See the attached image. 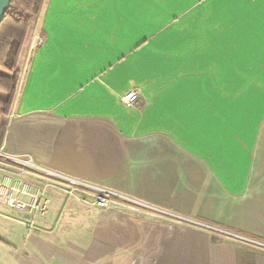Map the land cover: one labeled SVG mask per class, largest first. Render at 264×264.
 Returning <instances> with one entry per match:
<instances>
[{
	"label": "crops",
	"instance_id": "0c3cea01",
	"mask_svg": "<svg viewBox=\"0 0 264 264\" xmlns=\"http://www.w3.org/2000/svg\"><path fill=\"white\" fill-rule=\"evenodd\" d=\"M1 144L139 204L22 174L0 264H264V0H42Z\"/></svg>",
	"mask_w": 264,
	"mask_h": 264
},
{
	"label": "built area",
	"instance_id": "2783aa9c",
	"mask_svg": "<svg viewBox=\"0 0 264 264\" xmlns=\"http://www.w3.org/2000/svg\"><path fill=\"white\" fill-rule=\"evenodd\" d=\"M139 98L140 91L137 88L131 89L121 97L122 101L128 105L137 104ZM0 170L5 172L0 179V203L27 212L29 219L26 223L29 228L35 226L39 217L48 213L49 199L45 195L44 188L26 182L20 177L25 173L45 178L49 184L64 189L88 206L108 209L122 202L139 204L135 199L114 189L95 185L44 167L29 156L11 153L2 144L0 145ZM79 189L92 192L94 195L91 198L84 197L76 192Z\"/></svg>",
	"mask_w": 264,
	"mask_h": 264
},
{
	"label": "trees",
	"instance_id": "16d2710c",
	"mask_svg": "<svg viewBox=\"0 0 264 264\" xmlns=\"http://www.w3.org/2000/svg\"><path fill=\"white\" fill-rule=\"evenodd\" d=\"M42 0H12L0 22V82L9 86L0 91V118L10 114L23 72V59L33 34Z\"/></svg>",
	"mask_w": 264,
	"mask_h": 264
},
{
	"label": "water",
	"instance_id": "95a60500",
	"mask_svg": "<svg viewBox=\"0 0 264 264\" xmlns=\"http://www.w3.org/2000/svg\"><path fill=\"white\" fill-rule=\"evenodd\" d=\"M12 0H0V22L4 19L6 10L10 6Z\"/></svg>",
	"mask_w": 264,
	"mask_h": 264
},
{
	"label": "rangeland",
	"instance_id": "374dc122",
	"mask_svg": "<svg viewBox=\"0 0 264 264\" xmlns=\"http://www.w3.org/2000/svg\"><path fill=\"white\" fill-rule=\"evenodd\" d=\"M0 67H1V68H4V67L1 66V65H0ZM3 85H7V84H5V83H1V82H0V86H3ZM7 86H8V85H7ZM8 87H9V86H8ZM0 91H2V90H0ZM8 91H9V89H8ZM8 91H7V92H8ZM3 92H5V91H3Z\"/></svg>",
	"mask_w": 264,
	"mask_h": 264
}]
</instances>
